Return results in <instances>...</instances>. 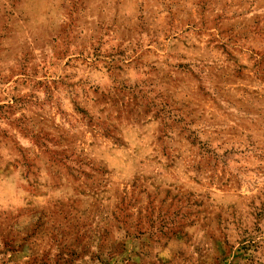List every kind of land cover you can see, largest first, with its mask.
Returning <instances> with one entry per match:
<instances>
[{
	"label": "rangeland",
	"instance_id": "374dc122",
	"mask_svg": "<svg viewBox=\"0 0 264 264\" xmlns=\"http://www.w3.org/2000/svg\"><path fill=\"white\" fill-rule=\"evenodd\" d=\"M0 264H264V0H0Z\"/></svg>",
	"mask_w": 264,
	"mask_h": 264
}]
</instances>
